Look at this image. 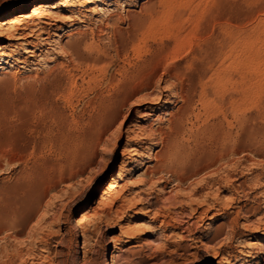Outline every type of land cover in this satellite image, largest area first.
<instances>
[{
    "label": "rangeland",
    "instance_id": "1",
    "mask_svg": "<svg viewBox=\"0 0 264 264\" xmlns=\"http://www.w3.org/2000/svg\"><path fill=\"white\" fill-rule=\"evenodd\" d=\"M41 1L0 0L29 17L0 32V189L45 196L29 264H264V0Z\"/></svg>",
    "mask_w": 264,
    "mask_h": 264
},
{
    "label": "bare ground",
    "instance_id": "2",
    "mask_svg": "<svg viewBox=\"0 0 264 264\" xmlns=\"http://www.w3.org/2000/svg\"><path fill=\"white\" fill-rule=\"evenodd\" d=\"M74 1L75 0H56L54 3H50V1L44 0L32 6V8L30 9V15L31 17H33V16L48 14L51 11L60 9L61 7H64L65 5H68ZM28 19L29 17L25 13L15 14L6 20L0 21V32H6L8 33V35L10 34V37H13V40L20 41L23 35L19 33L16 34V32L18 31L17 30L18 26L21 23H24L26 20L28 21ZM21 117H23V115ZM1 168L2 166L0 163V169ZM195 173L197 174L196 171ZM195 173L193 174L195 175ZM191 175L189 176L191 177ZM121 178H122V174L120 172L117 173L115 177H113L111 182L107 185V187L104 189V191L100 195L99 200H98L99 203L103 202L105 196L109 192H111L114 188H117L116 184L119 180H121ZM30 191L31 189L27 191L23 186L20 188H15L13 186L12 189H3L0 191V240L2 238L3 240L13 239L17 243L16 246L9 245L8 243H5V245L3 244L0 245V247L2 246L0 248V264H29L28 259L30 258L31 254H29V252L26 251V249L24 250L23 249L24 247L19 248L18 246L23 243L22 240H24L25 238L29 239L34 236V231H35L34 229L39 225L41 218H42L43 204H44V197H45V196L42 197L35 190L33 193L32 191L31 192ZM28 193L31 195H29ZM123 210H124L123 203L119 204L118 206L112 205L109 209H107V211H103V212L100 211L101 212L100 215L103 218L107 219L112 213L119 214V212H122ZM89 216L87 217L89 218ZM84 219H86V216L83 215L81 221ZM126 224L127 225L122 227V229L132 230V227H130L128 223ZM215 256H217V254H215ZM114 259L116 258L112 256L113 261ZM221 263H222V259L220 260L219 264ZM35 264H38V263L36 262Z\"/></svg>",
    "mask_w": 264,
    "mask_h": 264
}]
</instances>
